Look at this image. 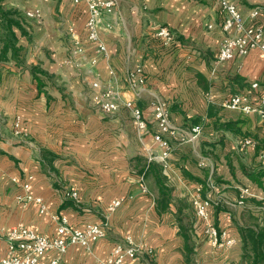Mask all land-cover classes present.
I'll return each instance as SVG.
<instances>
[{"label": "crops", "instance_id": "obj_1", "mask_svg": "<svg viewBox=\"0 0 264 264\" xmlns=\"http://www.w3.org/2000/svg\"><path fill=\"white\" fill-rule=\"evenodd\" d=\"M118 1V14L108 18L115 24L113 30L100 32L107 46V53L100 54L87 41L84 2L0 0L3 9L25 17L24 31L16 30L24 66L11 59V52L7 61L0 60V227L21 224L53 238L58 227L55 217L66 216L79 227L106 222L107 238L90 250L71 246L61 264H108L116 243L127 238L140 249L130 264H187L178 221L181 207L196 243L194 264H245L238 225L245 224L249 215L264 223V147H259L264 119L225 110L222 104L236 94L251 101L264 94V53L253 50L242 59L218 61L226 33L216 0ZM232 1L249 24L254 23L252 10L264 7V0ZM35 11L41 18L26 17ZM257 22L264 26V17ZM155 26L170 28L177 43L167 47L154 39ZM76 39L89 45L86 56L73 54ZM92 59L97 60L95 66ZM32 67L46 76L39 74L38 81ZM138 67L147 75L135 100L148 122L144 134L123 103L116 112L102 111L92 87L95 82L103 90L110 85L129 99L128 74ZM159 100L169 104L170 120L179 135L190 137L192 127L202 128L194 142L164 135L172 147L164 170L172 203L163 213L156 205L154 178L143 182L150 193H144L141 183L150 157L162 151L154 140L159 132L154 104ZM18 121L21 137L13 134ZM245 139L256 145L242 147ZM27 182L32 196L42 199L44 212L36 201L18 200L25 195ZM198 188L213 202L212 222L237 239L233 249L217 250L205 239L193 205ZM67 190L77 191L79 202L66 198ZM244 190L250 195L242 207L238 202ZM117 199L124 203L110 213L109 205ZM6 254L3 243L0 259ZM51 257L47 254L42 264H50Z\"/></svg>", "mask_w": 264, "mask_h": 264}, {"label": "built area", "instance_id": "obj_2", "mask_svg": "<svg viewBox=\"0 0 264 264\" xmlns=\"http://www.w3.org/2000/svg\"><path fill=\"white\" fill-rule=\"evenodd\" d=\"M219 4L221 12L224 15L222 25L226 37L221 44L218 55L219 62H227L234 59H242L253 50H260L264 53V26L258 23V19L264 17V7H256L250 14V20L254 23L249 24L237 5L232 0H216ZM76 3L84 2L88 8V19L85 24L86 37L89 44L95 45L100 54L107 53V46L100 36V32H111L114 23L108 18L118 14V0H75ZM41 12H28L26 17L29 19L41 18ZM106 19V21H104ZM212 26H210L211 28ZM69 33H75L74 28H69ZM153 38L158 40L164 46H173L177 43L176 34L168 27L158 26L153 28ZM76 50L73 52L75 56H86L88 54L89 45H85L81 40L74 41ZM92 66L97 63L96 59L90 60ZM129 89L131 98L125 99L120 96V92L112 86L107 85L102 89L100 82L92 84L96 91V104L104 112L112 113L119 110L121 104L130 110L136 121L137 128L141 134L147 132L148 122L144 114L136 105V99L140 96L141 88L147 82V75L141 67L128 74ZM253 88H258V83H254ZM225 110L242 111L247 114H254L264 119V94L260 95L256 101H251L247 96L236 94L224 100L222 104ZM154 119L157 123L159 132L155 134L154 140L162 148L161 153L156 158L150 157L149 162L155 161L162 163L167 169L169 167V158L172 153V147L164 135L171 137H179L181 142L196 141L201 132L200 126H194L191 129V136L179 135L178 130L172 125L170 120V107L165 101H157L154 104ZM15 137H21L19 121L14 126ZM253 139H245L242 147L255 146ZM29 181L32 177L28 178ZM144 182V176L141 177V183ZM144 193H150L145 184L142 185ZM25 195H20V202L36 201L41 205L42 212L45 206L42 204L41 198H34L31 194L30 183L24 185ZM250 195L249 190H244L242 198L238 202L239 206L245 207V198ZM66 198L79 202V194L75 190H67ZM124 203V199L114 200L109 205V212L117 211ZM213 202L206 199L201 194V188L196 190L193 196V205L195 213L203 225L205 239L212 243L213 247L220 251H229L237 244V239L231 237L227 230L218 228L212 222L210 217V208ZM58 223L57 235L48 238L28 228L24 225H17L12 229L0 227V246L5 243L7 245V254L0 259V264H42V259L49 253H52L50 264H61L63 257L71 246H81L90 250L92 246L108 237V224L89 223L83 227L73 225L68 217H55ZM140 249L135 245L131 238H127L124 242H118L113 248L108 264H130L139 257ZM225 264H231L225 262Z\"/></svg>", "mask_w": 264, "mask_h": 264}, {"label": "trees", "instance_id": "obj_3", "mask_svg": "<svg viewBox=\"0 0 264 264\" xmlns=\"http://www.w3.org/2000/svg\"><path fill=\"white\" fill-rule=\"evenodd\" d=\"M25 17L16 10H5L0 6V60L7 61L11 52V59L19 66H24L23 49L18 46V36L16 30L24 31ZM36 79L40 81L39 74L45 75L37 67L31 68ZM264 147V139L259 147ZM51 158H55L49 152H42ZM165 167L158 161L147 162L146 168L142 172L144 180L152 176L158 189L156 205L159 213L169 210L172 203V189L167 185V176L164 174ZM195 179V178H193ZM244 217L247 213L245 212ZM246 223L238 225L242 242V259L245 264H264V223L258 222L253 216L246 217ZM186 214L183 208L178 211V221L180 222V233L185 240L184 256L187 264H194L193 257L196 253V243L193 239L192 228L185 223Z\"/></svg>", "mask_w": 264, "mask_h": 264}, {"label": "rangeland", "instance_id": "obj_4", "mask_svg": "<svg viewBox=\"0 0 264 264\" xmlns=\"http://www.w3.org/2000/svg\"><path fill=\"white\" fill-rule=\"evenodd\" d=\"M145 185H147V184H145ZM148 186H149V182H148ZM147 187V186H146ZM149 188V187H148ZM245 210H247V209H245ZM120 242H122V241H120ZM124 242V241H123Z\"/></svg>", "mask_w": 264, "mask_h": 264}]
</instances>
